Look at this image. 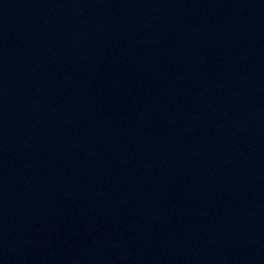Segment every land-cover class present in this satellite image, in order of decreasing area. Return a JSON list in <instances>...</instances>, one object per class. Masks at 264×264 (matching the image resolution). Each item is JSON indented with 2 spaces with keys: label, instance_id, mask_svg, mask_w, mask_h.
Here are the masks:
<instances>
[{
  "label": "water",
  "instance_id": "95a60500",
  "mask_svg": "<svg viewBox=\"0 0 264 264\" xmlns=\"http://www.w3.org/2000/svg\"><path fill=\"white\" fill-rule=\"evenodd\" d=\"M0 264H264V0H0Z\"/></svg>",
  "mask_w": 264,
  "mask_h": 264
}]
</instances>
